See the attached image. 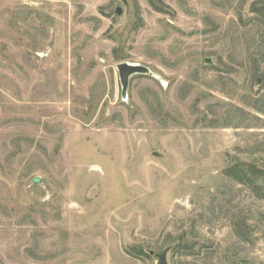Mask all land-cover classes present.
Listing matches in <instances>:
<instances>
[{"label":"rangeland","instance_id":"rangeland-1","mask_svg":"<svg viewBox=\"0 0 264 264\" xmlns=\"http://www.w3.org/2000/svg\"><path fill=\"white\" fill-rule=\"evenodd\" d=\"M263 72L264 0H0V264H264Z\"/></svg>","mask_w":264,"mask_h":264},{"label":"trees","instance_id":"trees-1","mask_svg":"<svg viewBox=\"0 0 264 264\" xmlns=\"http://www.w3.org/2000/svg\"><path fill=\"white\" fill-rule=\"evenodd\" d=\"M226 172L233 179L238 180L249 187H255L256 182L259 180L263 181L264 179V169H258L255 165L249 163L232 165L226 169Z\"/></svg>","mask_w":264,"mask_h":264},{"label":"water","instance_id":"water-1","mask_svg":"<svg viewBox=\"0 0 264 264\" xmlns=\"http://www.w3.org/2000/svg\"><path fill=\"white\" fill-rule=\"evenodd\" d=\"M124 4L126 3V0H121ZM121 12V8L117 7L115 10V13L120 14ZM117 70H118V74H119V79L121 84L123 85V87H125L127 85L128 82V77L132 74L135 73L137 71L140 70V66L137 65H131L128 63H119L117 65ZM40 178L39 177H34L32 179L33 183H40ZM150 254H153V252H150ZM166 255H167V250H164L161 254L157 255V263L156 264H168L167 259H166Z\"/></svg>","mask_w":264,"mask_h":264}]
</instances>
